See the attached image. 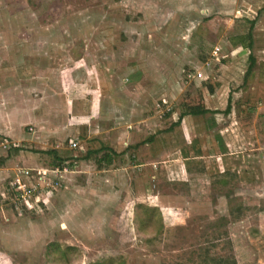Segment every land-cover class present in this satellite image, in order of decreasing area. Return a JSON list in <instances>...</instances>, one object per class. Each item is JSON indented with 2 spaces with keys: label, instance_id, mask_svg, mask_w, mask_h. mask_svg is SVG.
<instances>
[{
  "label": "rangeland",
  "instance_id": "1",
  "mask_svg": "<svg viewBox=\"0 0 264 264\" xmlns=\"http://www.w3.org/2000/svg\"><path fill=\"white\" fill-rule=\"evenodd\" d=\"M188 107L209 112L177 125ZM11 113L41 121L26 159L82 152L16 210L0 151V264H264V0H0Z\"/></svg>",
  "mask_w": 264,
  "mask_h": 264
},
{
  "label": "built area",
  "instance_id": "2",
  "mask_svg": "<svg viewBox=\"0 0 264 264\" xmlns=\"http://www.w3.org/2000/svg\"><path fill=\"white\" fill-rule=\"evenodd\" d=\"M216 54L218 48L214 51ZM214 53V56L216 54ZM217 58V57H216ZM217 61L219 59H216ZM202 78V74L198 73ZM16 143L2 140L0 142V151L7 152L9 149H15ZM69 149L82 152L77 140L69 142ZM86 156V155H85ZM86 157H84L85 159ZM78 155H72L68 160H62L59 165L51 168L44 167H16L12 174L6 177L7 193L12 195L13 205L16 210L27 209L34 210L38 206L45 204L46 199L52 196V192L61 188L68 175L77 172L79 167ZM84 159H81L84 162Z\"/></svg>",
  "mask_w": 264,
  "mask_h": 264
},
{
  "label": "crops",
  "instance_id": "3",
  "mask_svg": "<svg viewBox=\"0 0 264 264\" xmlns=\"http://www.w3.org/2000/svg\"><path fill=\"white\" fill-rule=\"evenodd\" d=\"M49 104L50 103H47V105H49ZM19 112H21V111H19ZM21 115L22 114H20V113H16V114H12L11 113L10 115H7L6 118L5 117L2 118L3 116H1L0 117V134H2L3 136L6 137V139H4V140L9 141V142L17 140V142L35 143V141H29V139L26 138V135H24L22 133L20 126H25V124H28L30 122L36 123L37 125L40 126L41 125V123H40L41 121L40 120L38 121L37 118L34 119V117H32V115H31V117L27 116V114H25L24 116L23 115L21 116ZM50 132H52V130H50ZM51 136L53 137V134H51ZM39 139H43V138H39ZM73 140H77V142L80 144V142H79V140L77 138H73V139L71 138V139H69V141L67 143V146L64 147V146H62V144L59 142L60 140L58 139L54 143L55 147H52L51 150L45 151L46 150L45 148L42 149L40 151V153L52 156L51 160L52 159L53 160L49 164H45L44 165L43 160H42L41 163L43 165H41V163H39V161L36 158L34 159V157L30 158V159H26V155H23L26 150L23 149L22 146H20V147L18 146L16 148L17 150L12 149L13 153H11V154L14 157H12L10 161L14 160V164L16 163L17 167H28V168L44 167V168H51V167L56 165V162H55L56 160H66V159L63 158L64 156H62V154H60V151L61 150H70L69 149V142L73 141ZM36 145H38V144H36ZM70 151H72V150H70ZM27 153H29V151H27ZM72 153H74V151H72ZM68 159H70V158H68ZM2 170H4V171H2ZM0 172L4 173V174L10 173V171H6L3 166H0ZM65 179H67V177Z\"/></svg>",
  "mask_w": 264,
  "mask_h": 264
},
{
  "label": "trees",
  "instance_id": "4",
  "mask_svg": "<svg viewBox=\"0 0 264 264\" xmlns=\"http://www.w3.org/2000/svg\"><path fill=\"white\" fill-rule=\"evenodd\" d=\"M249 61H250V66L248 68V72L251 69L252 64L254 63V58H252L251 56L249 57ZM229 111V107H227L226 112ZM209 111L205 110V109H200L198 107H188L185 109V111L183 113L180 114V116L178 117L177 120V125L180 123V121L183 119V117L187 116V115H191V116H199V115H204L207 114ZM14 150H17L16 148ZM105 151V152H104ZM107 151V152H106ZM100 152H104V154L100 157V159L96 160L97 163V167L101 168L103 165L104 166H110L113 163V158H112V154H114L113 152H111L107 147H100L99 149H97L96 151H88L86 154V158L87 157H91L93 154H98ZM62 160H56V165H59L61 163Z\"/></svg>",
  "mask_w": 264,
  "mask_h": 264
}]
</instances>
